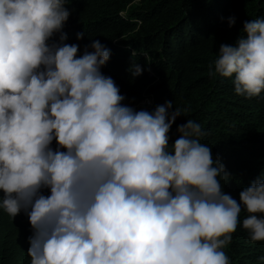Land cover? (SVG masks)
<instances>
[{
	"label": "clouds",
	"instance_id": "1",
	"mask_svg": "<svg viewBox=\"0 0 264 264\" xmlns=\"http://www.w3.org/2000/svg\"><path fill=\"white\" fill-rule=\"evenodd\" d=\"M69 2L0 0V208L27 214L30 264H229L222 249L242 209L250 239L264 241V174L238 202L199 123L177 126L170 145L173 102L123 104L101 72L110 50L95 40L78 56L64 43ZM242 32L209 75L234 77L235 93L251 98L264 90V20Z\"/></svg>",
	"mask_w": 264,
	"mask_h": 264
},
{
	"label": "trees",
	"instance_id": "2",
	"mask_svg": "<svg viewBox=\"0 0 264 264\" xmlns=\"http://www.w3.org/2000/svg\"><path fill=\"white\" fill-rule=\"evenodd\" d=\"M65 7L70 16L62 29L64 43L79 45L78 56L86 48L92 51L95 40L109 49L101 72L134 110L152 112L173 102L181 116L169 130L170 145L178 138L177 126L188 119L199 123L205 133L201 143L211 147L231 177L226 184L221 180L223 191L239 202L241 190L264 174V90L251 98L237 95L234 77L209 72L220 46L244 35L245 21L264 20V0H70ZM230 17L235 18L231 27ZM53 42L59 43V33ZM133 64L141 66V75L132 76ZM144 100L147 106L140 105ZM247 215L242 209L222 249L229 264H264V241L253 242L242 226ZM31 235L24 211L12 218L0 208V264H30Z\"/></svg>",
	"mask_w": 264,
	"mask_h": 264
},
{
	"label": "built area",
	"instance_id": "3",
	"mask_svg": "<svg viewBox=\"0 0 264 264\" xmlns=\"http://www.w3.org/2000/svg\"><path fill=\"white\" fill-rule=\"evenodd\" d=\"M148 103H149L148 100H144L143 102L140 103V105H143V106L145 105V106H147Z\"/></svg>",
	"mask_w": 264,
	"mask_h": 264
}]
</instances>
